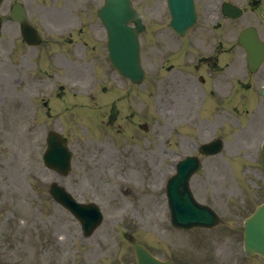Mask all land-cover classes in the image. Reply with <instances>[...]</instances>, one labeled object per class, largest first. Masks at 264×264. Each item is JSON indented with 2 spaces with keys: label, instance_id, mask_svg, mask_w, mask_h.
<instances>
[{
  "label": "rangeland",
  "instance_id": "1",
  "mask_svg": "<svg viewBox=\"0 0 264 264\" xmlns=\"http://www.w3.org/2000/svg\"><path fill=\"white\" fill-rule=\"evenodd\" d=\"M86 26L90 39L101 45L104 29L96 20ZM16 32V26L6 21L0 43V264H135L126 234L142 240L161 257L172 256L178 243L165 240L171 227L164 192L170 157L168 82H155L150 75L147 83L133 90V102L117 104L112 125L103 131L90 109L64 110L73 91L87 94L92 87V70L75 62L80 58L75 52L79 47L62 43L55 47V35L47 34L49 45L43 49L21 48L18 40L19 48L13 50ZM149 43L150 39L145 40L143 48L147 68ZM66 56L70 61L64 64ZM87 59L92 63L91 54ZM109 76L113 78L111 70ZM73 107L71 102L69 108ZM132 112L142 114L138 122L149 121V126L126 118ZM79 119L90 132L75 124ZM49 127L69 137L74 159L67 176H57L43 164ZM251 171L253 180L245 186L250 190L257 183L264 186L261 170L253 167ZM54 179L80 200L102 205L105 220L93 235L83 237L79 222L52 199L49 186ZM56 234L64 240L59 242ZM222 250L229 251L217 245V252Z\"/></svg>",
  "mask_w": 264,
  "mask_h": 264
},
{
  "label": "flooded vegetation",
  "instance_id": "2",
  "mask_svg": "<svg viewBox=\"0 0 264 264\" xmlns=\"http://www.w3.org/2000/svg\"><path fill=\"white\" fill-rule=\"evenodd\" d=\"M68 2V0H64ZM77 1L73 0V4ZM198 10V26L201 29L196 33L199 35V44L201 49L206 50L204 62L211 65L210 69L213 72V79L217 83V90L211 91L212 98L215 100H231L230 94H225L226 90L223 88L228 87L226 83L230 80L236 79L238 69L244 64V58L238 53L236 48V38L247 26H254L257 28L259 34L264 36V0H194ZM231 4L242 8V14L239 17H228L224 14V5ZM233 13V11H232ZM247 73V77H250ZM204 82L205 79H200ZM259 80H255L258 82ZM252 79H249L247 87L252 86ZM264 99V97H261ZM247 111V110H246ZM254 114L260 118L264 114V100L258 101L254 107ZM219 122L225 126L229 125L231 129L232 116L226 113H221L218 110ZM252 127L245 126L242 130L245 133L238 134L233 145L238 148H257L260 149L262 145V137L255 138L259 135L258 122L250 119ZM261 128V126H260ZM264 131V129L262 128ZM234 134L238 131L230 130ZM243 136V137H242Z\"/></svg>",
  "mask_w": 264,
  "mask_h": 264
},
{
  "label": "water",
  "instance_id": "3",
  "mask_svg": "<svg viewBox=\"0 0 264 264\" xmlns=\"http://www.w3.org/2000/svg\"><path fill=\"white\" fill-rule=\"evenodd\" d=\"M109 8L118 10L117 13L113 15V13L109 12L111 15L109 20L110 23L107 21L106 24L109 29L110 34V42L109 46L111 48L112 44L114 43V39L117 38V41H123L124 45L128 43V34L124 30H130L132 32V38L137 45V51L135 54L136 65H134L131 60L125 59V66H119L121 69L126 72L127 70L133 72L141 73L140 68L138 66L139 62V50H138V40H137V33L133 31L132 28L128 27L129 16L132 15L133 11L130 9L129 1L128 0H110ZM17 15L20 16L22 19V23H24V28L27 31H33L29 25H26L25 17L22 12H16ZM116 17L119 19L116 20ZM124 28V29H123ZM116 36V37H115ZM49 148L44 155L45 162L48 166L53 167L60 171L61 173H67L70 169V157L71 154L68 152L66 147V140L58 138L55 134L50 135L49 139ZM262 161L264 164V150L262 151ZM53 195L65 204L68 207H71L73 210L76 209V203L63 188L58 187L56 184L52 187ZM194 210V209H192ZM200 214V213H199ZM196 217L198 213L195 212ZM201 217V215H199ZM178 220L177 223L179 224H187L189 222H201L202 219H193L191 214H180L177 216ZM248 229L247 236L250 239L249 244L247 245V249L254 253L255 251L261 253L264 256V204L259 206L253 216L247 219ZM95 225V224H94ZM93 230V226H90L87 230L89 234ZM135 251L138 258L139 264H167L162 263L161 261L156 260L140 243L135 242Z\"/></svg>",
  "mask_w": 264,
  "mask_h": 264
}]
</instances>
